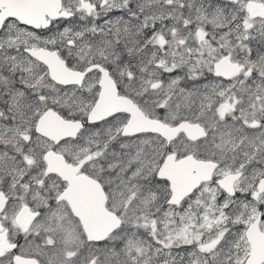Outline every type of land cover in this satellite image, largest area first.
<instances>
[{
    "label": "snow or ice",
    "instance_id": "snow-or-ice-1",
    "mask_svg": "<svg viewBox=\"0 0 264 264\" xmlns=\"http://www.w3.org/2000/svg\"><path fill=\"white\" fill-rule=\"evenodd\" d=\"M0 264H264V0H0Z\"/></svg>",
    "mask_w": 264,
    "mask_h": 264
}]
</instances>
